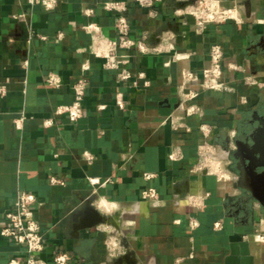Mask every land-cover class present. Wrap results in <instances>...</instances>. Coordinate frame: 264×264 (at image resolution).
Here are the masks:
<instances>
[{"label": "crops", "instance_id": "obj_1", "mask_svg": "<svg viewBox=\"0 0 264 264\" xmlns=\"http://www.w3.org/2000/svg\"><path fill=\"white\" fill-rule=\"evenodd\" d=\"M105 1L60 0L47 10L28 0H0V84L7 87L0 96V264L27 261L26 246L1 234L20 191L37 197L45 260L62 250L71 255L69 264H228L230 235L239 232L250 242L253 264H264V242L255 238L264 232V205L236 185L226 151L234 133L251 129L255 110L264 115V83L247 85L244 72L229 68L241 65L264 82V0H223L239 20L211 23L202 33L193 18L175 13L193 0H163L153 14L126 0L132 37L158 43L169 30L176 49L191 53L173 60V51L129 50L127 67L136 75L128 80L104 65L107 43L99 34L117 37L116 13ZM214 43L224 48V77L235 90L203 92V115L184 119L189 131L175 129L169 115L180 100L182 70L201 72ZM141 71L145 78L137 76ZM50 73L60 76L59 87L46 82ZM83 77V116L74 121L56 113L73 101V84ZM203 123L211 125L207 139L218 146L232 179L194 171ZM147 172L155 176L146 179ZM150 187L159 191V205L143 198ZM96 211L110 220L95 222ZM193 217L200 223L195 229ZM110 239L118 243L114 254Z\"/></svg>", "mask_w": 264, "mask_h": 264}, {"label": "built area", "instance_id": "obj_2", "mask_svg": "<svg viewBox=\"0 0 264 264\" xmlns=\"http://www.w3.org/2000/svg\"><path fill=\"white\" fill-rule=\"evenodd\" d=\"M60 0H28L30 5H41L47 10L54 9ZM138 5L150 9L153 14L156 3L163 0H135ZM104 8L116 13L115 29L117 32L116 38L105 37L99 34L107 43V50L104 53V65L108 69L119 70V79L128 80L134 75L127 67L130 61L129 50H137L139 53H159L164 51H173V60L187 59L191 56L190 52H185L176 49L174 38L175 34L169 30L162 33L158 43H149L145 36L132 37L131 25L128 19V5L126 0H106ZM93 9H85V13H91ZM176 15L188 16L193 18L196 31L202 33L211 23H224L228 20H239L238 10L235 7H226L223 5V0H193L184 7L178 8L175 11ZM94 24L88 25V28L94 27ZM96 29V28H95ZM98 29V27H97ZM97 37V35H95ZM125 52H122V51ZM98 55L102 56V52L98 51ZM225 52L224 48L219 43H214L210 46L209 60L206 66L201 69V72L193 71L190 68H183L182 83L178 87L180 100L175 109L170 113L169 119L172 121L175 129L185 128L190 130V127L185 124L184 119L194 115H203V107L198 99L203 92L218 91V92H233L235 88L224 77L225 69ZM170 64V61L167 62ZM85 70L90 68L89 63L83 65ZM229 68L235 71L244 72L243 81L247 85H263V81L253 74L246 72V69L241 65L229 64ZM139 78H145L144 72L137 74ZM46 82L54 87L61 85V78L57 73H50ZM146 85L149 81L145 80ZM88 79L83 77L73 84L74 98L70 104L59 105L56 113H65L71 120H78L84 114V99ZM7 92L5 84H0V96H4ZM242 103H248L246 96L241 97ZM118 104L122 107L124 102L118 99ZM105 105H99V108H104ZM24 117L16 119L18 128L22 127ZM51 120H46L45 125H50ZM203 142L199 144V162L194 168V171L206 172L215 174L219 179H232L231 174L226 170L223 160L219 155V148L214 143L208 141L207 137L212 131L211 125L203 123L200 126ZM232 139L229 147L226 149L228 154L232 155L236 149L235 138ZM87 159H91V155L85 154ZM172 159L178 156L174 153L170 154ZM236 174V173H235ZM155 176L154 173H145L146 179H151ZM238 179V175H235ZM93 183H98L101 180L97 177H90ZM54 182L57 180L54 179ZM143 198L152 201L155 205L161 203V195L155 187L147 188L143 191ZM37 197L29 191H20L12 208L5 214V225L1 229V234L18 244L26 246L27 261L26 264H69L71 255L62 250H57L51 260L42 259L39 254L46 247L45 236L42 231L40 222L35 216ZM264 224V222H263ZM191 228H197L200 223L197 217H193L190 222ZM215 227H221L220 222L215 223ZM257 241L264 242V232H258L255 235ZM109 250L112 254L116 252L118 243L115 239L108 241ZM10 264H18V261L13 259Z\"/></svg>", "mask_w": 264, "mask_h": 264}, {"label": "water", "instance_id": "obj_3", "mask_svg": "<svg viewBox=\"0 0 264 264\" xmlns=\"http://www.w3.org/2000/svg\"><path fill=\"white\" fill-rule=\"evenodd\" d=\"M252 128L247 130L246 139H236V149L232 156L239 160V173L236 185L249 192L250 196L264 205V115L255 110L251 119ZM243 146L250 148L246 158L241 154ZM95 222H106L110 218L97 212ZM116 225V224H115ZM231 253L227 257L228 264H253L250 252V242L242 233L234 232L230 235Z\"/></svg>", "mask_w": 264, "mask_h": 264}, {"label": "flooded vegetation", "instance_id": "obj_4", "mask_svg": "<svg viewBox=\"0 0 264 264\" xmlns=\"http://www.w3.org/2000/svg\"><path fill=\"white\" fill-rule=\"evenodd\" d=\"M250 124H251V121H250ZM251 128H252V124H251ZM247 130H242L240 131V133L238 135H236V139L240 138V139H243L245 140L246 139V133ZM241 154L246 158V156L248 155H251L250 154V148L246 147V146H243V148L241 149ZM232 159H233V166H234V170H235V173L239 176V173H238V170H237V163L239 162V160H236L234 159V157L232 156Z\"/></svg>", "mask_w": 264, "mask_h": 264}]
</instances>
